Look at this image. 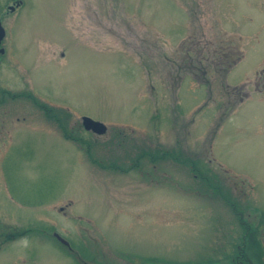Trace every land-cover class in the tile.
<instances>
[{
	"label": "rangeland",
	"instance_id": "rangeland-1",
	"mask_svg": "<svg viewBox=\"0 0 264 264\" xmlns=\"http://www.w3.org/2000/svg\"><path fill=\"white\" fill-rule=\"evenodd\" d=\"M8 5L0 0V220L19 224V264H76L57 242L50 252L34 241L40 262L28 259L33 232L23 230L40 224L99 264H230L240 215L264 219V0ZM222 33L243 38L226 80L180 79L170 61L179 45ZM225 85L246 98L220 121L219 103L235 101ZM82 116L107 132L85 131Z\"/></svg>",
	"mask_w": 264,
	"mask_h": 264
},
{
	"label": "flooded vegetation",
	"instance_id": "flooded-vegetation-1",
	"mask_svg": "<svg viewBox=\"0 0 264 264\" xmlns=\"http://www.w3.org/2000/svg\"><path fill=\"white\" fill-rule=\"evenodd\" d=\"M21 2V0H12L14 5H8V9L11 11L15 10ZM237 222L235 231L239 239L235 243V254L230 258V264H264V219L249 220L241 218L240 215ZM19 231V224L9 225L0 220V264H19V255L23 256L24 254V252L22 254L19 252V239L23 235L20 234L22 231ZM29 231L33 232V234L28 235V238H30L28 242L30 244L26 247V252L28 253V259L34 262H40V260L35 257L37 255L31 253L29 255L28 250L35 241L42 247H45L46 243L47 248L51 249L50 252H55V242H57L65 248L63 252L65 257L74 261L76 264L100 263V261L97 262L96 257H93L96 256L95 254L88 256L87 251L83 249L84 244H81L77 251L71 239L64 238L61 235V239L58 238L55 226L52 224H40L36 225L35 229L23 230V232Z\"/></svg>",
	"mask_w": 264,
	"mask_h": 264
},
{
	"label": "trees",
	"instance_id": "trees-1",
	"mask_svg": "<svg viewBox=\"0 0 264 264\" xmlns=\"http://www.w3.org/2000/svg\"><path fill=\"white\" fill-rule=\"evenodd\" d=\"M224 42L226 45H224ZM241 42H243V38L239 35L233 34L226 36L225 33H222L219 41L214 43L210 40H199L197 41L195 38L190 36L187 40H184L183 43L179 45L178 48V58L175 55V59H170L172 62V66L177 73L182 77L189 74L192 76L193 81L196 85H204L210 88L212 84L211 77L214 75L221 76V79L226 80V76L229 71L239 63L244 57V50L241 48ZM213 44H217L213 51L212 58L207 55L211 52L210 47ZM170 75L172 72L170 71ZM225 87V93H234L235 101L234 103H219L217 108L221 112L220 121L224 120L229 114H231L235 109V104L243 102L246 98V94L243 93L242 87H229L227 85ZM230 93V94H231ZM15 95H12L14 97ZM30 97V96H29ZM40 108L45 111L49 117H51V111L44 107L42 104H39ZM62 125V124H60ZM63 128V126H61ZM68 138L75 139L74 136L70 134H65ZM78 142L84 143L82 139L78 138ZM165 152V151H163ZM165 157L166 153L162 154ZM167 153L166 156H168ZM150 156V154L148 155Z\"/></svg>",
	"mask_w": 264,
	"mask_h": 264
},
{
	"label": "water",
	"instance_id": "water-1",
	"mask_svg": "<svg viewBox=\"0 0 264 264\" xmlns=\"http://www.w3.org/2000/svg\"><path fill=\"white\" fill-rule=\"evenodd\" d=\"M4 35H5V31H4V28L2 27L1 22H0V43H1ZM0 51L2 52L3 49H0ZM82 125L86 130H90V131H92L98 135L104 134L107 130V127L104 123L97 121V120H93L92 118H90L88 116L82 117ZM57 237L61 239V237L59 235H57Z\"/></svg>",
	"mask_w": 264,
	"mask_h": 264
}]
</instances>
